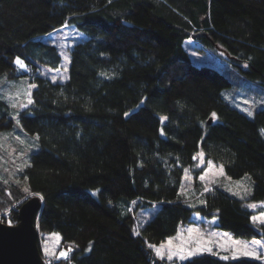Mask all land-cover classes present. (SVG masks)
<instances>
[{
    "label": "trees",
    "instance_id": "1",
    "mask_svg": "<svg viewBox=\"0 0 264 264\" xmlns=\"http://www.w3.org/2000/svg\"><path fill=\"white\" fill-rule=\"evenodd\" d=\"M64 26L85 38L70 50L67 79L54 82L42 69H58L62 56L42 36ZM188 39L223 53L228 68L196 64ZM17 57L29 72H19ZM226 71L264 89V0H0V73L36 85L19 119L40 143L24 185L0 178V211L13 209L16 224L14 205L40 195L39 233H58L71 249L55 263L264 264L207 253L159 260L149 247L194 213L233 236L264 238L252 219L264 206H250L264 201V109L250 117L228 102ZM11 127L0 99V131ZM208 160L231 178L250 175L252 194L204 189ZM187 173L203 204L183 197ZM147 208L153 215L139 224Z\"/></svg>",
    "mask_w": 264,
    "mask_h": 264
},
{
    "label": "rangeland",
    "instance_id": "2",
    "mask_svg": "<svg viewBox=\"0 0 264 264\" xmlns=\"http://www.w3.org/2000/svg\"><path fill=\"white\" fill-rule=\"evenodd\" d=\"M84 38L85 36L73 26H64L42 36L43 40L58 46L62 56V64L58 69L44 67L42 69V74L54 82H64L68 77L70 50L76 43L84 40ZM184 47L196 64H207L218 67L222 70H226L228 68L227 61L222 57L223 53L221 55V53H218L219 51L216 52L212 49H208L193 39L186 40ZM24 64L26 67L23 69L17 65L19 72H29L30 69L25 61ZM226 73L232 80V85L223 91V97L228 102L250 117H253L257 110L264 109V89L261 88V86H263L260 84L262 83L261 81H258L259 83L250 81L245 77H239L231 71H226ZM29 85H32V83L30 82V78L28 76L9 78L7 74L0 73V99L4 100L8 104L9 114L13 120V127L0 131V178L5 180V182L20 183L22 185L25 184V180L21 174L26 165L29 164L31 154L40 148L38 134L26 131L21 125L19 119L20 112L31 105L27 104V93H32L33 90V88H29ZM13 104H15L16 107H12ZM249 112L252 114L249 115ZM17 137H19V139H17ZM21 141H23V143ZM209 161H211V164L208 163L207 168L201 175L204 177V179H201L204 189L208 190L213 185H219L222 189L241 199H247L252 194L253 183L250 175H245L244 177L237 179L231 178L226 175L224 169L223 174H220V164H217L212 160H208V162ZM181 193L192 206L203 204L200 193H198L194 187V179L190 173L186 174ZM27 198L28 196L25 197V199ZM23 200L16 203L14 208L19 209L17 205ZM251 205H255V207L252 208L257 209L259 206H264V201L259 203L253 202L250 206ZM12 210L13 209L9 208L0 211V221L12 224ZM153 210L154 209L148 208L140 210L137 213L138 223H143L151 218ZM254 217L257 218L253 221L256 226L264 225V213H258ZM215 223L216 219L209 220L197 213H194L192 215L191 222L184 224L175 236L168 238L165 242L156 246L157 248H160L161 245H164V247L161 248V251L164 253V259H160L156 256V254L155 256L159 260H167V242L170 239L172 240L173 245H175L178 244L181 239L194 241L201 234L203 235V239L206 241L210 236L213 238V253H218L215 255H219L221 257L227 255L231 258L234 248L236 247L234 244L236 241L247 242L249 248L254 247L257 253L264 252V247L261 246L264 245V238L247 239L236 237L226 230L217 228ZM189 229L192 230L191 234L188 232ZM225 233L229 235L224 236ZM256 240L260 241L261 244L253 245L251 243ZM39 242L42 253L49 259V264H54L55 261H59L60 259H67L68 254L70 253L69 249L62 247L61 236L58 233L45 235L40 234ZM220 244L226 245L228 251L221 250L218 247ZM46 249L47 253L45 251ZM61 251L66 252V258L59 256ZM242 257L257 259L253 256L243 255L238 258ZM172 261L183 262L185 260L182 261L174 257ZM55 264L71 263L62 262Z\"/></svg>",
    "mask_w": 264,
    "mask_h": 264
},
{
    "label": "water",
    "instance_id": "3",
    "mask_svg": "<svg viewBox=\"0 0 264 264\" xmlns=\"http://www.w3.org/2000/svg\"><path fill=\"white\" fill-rule=\"evenodd\" d=\"M42 207V197L34 195L21 203L16 224L0 221V264H47L37 227Z\"/></svg>",
    "mask_w": 264,
    "mask_h": 264
},
{
    "label": "snow or ice",
    "instance_id": "4",
    "mask_svg": "<svg viewBox=\"0 0 264 264\" xmlns=\"http://www.w3.org/2000/svg\"><path fill=\"white\" fill-rule=\"evenodd\" d=\"M67 59V57H66ZM15 63L17 65H19V67L21 69L25 68L26 65L24 64V61L21 60L19 57L16 58ZM247 65H245L246 67ZM101 75H105V73H101ZM36 87L35 84L29 85V88H34ZM28 95V100H27V104H32L33 101L31 99V93H27ZM12 107H16L15 104L12 105ZM26 107V105H25ZM249 115H251L252 113L249 112ZM125 115H127V113H125ZM213 117H215V113L212 114ZM166 119V118H165ZM261 133L264 134V129H261ZM17 139H19V137H17ZM23 143V141H21ZM201 156H203V153H200ZM209 164H211V161L208 162ZM220 174H223V168L221 166L220 169ZM201 179H204L203 176L200 177ZM251 207H255V205H251ZM253 221H255L257 218L253 217L252 218ZM188 232L191 234L192 230L189 229ZM229 234L225 233L224 236H228ZM214 240L213 238L210 236L208 238V240H204L203 239V235L201 234L200 236H198L194 241L193 240H183L181 239L180 242L178 244L173 245L172 240L170 239L167 242V247H168V251H167V260L168 261H172L174 257H176L179 260H189L192 257H199L202 253H213V245ZM253 245H258L261 244L260 241L256 240V241H252L251 242ZM234 244L236 245V247L234 248V251L232 253L231 258L232 259H236L239 256L243 255V256H253L257 259H261L264 258V252L262 253H257L255 248H249V245L247 242H239L236 241L234 242ZM262 247H264V245H261ZM149 247L152 248L155 251V254L157 257H159L160 259H164V253L161 251V248L164 247V245H161L160 248H157L155 245H151L149 244ZM218 247L223 250V251H228V248L226 245L224 244H220L218 245ZM47 253V249L45 250ZM69 251H71V249H69ZM213 254H218V253H213ZM60 257H65L66 258V252L61 251L59 253ZM222 259H229V256L225 255L221 257ZM193 264H199L198 260L193 261Z\"/></svg>",
    "mask_w": 264,
    "mask_h": 264
},
{
    "label": "built area",
    "instance_id": "5",
    "mask_svg": "<svg viewBox=\"0 0 264 264\" xmlns=\"http://www.w3.org/2000/svg\"><path fill=\"white\" fill-rule=\"evenodd\" d=\"M42 252V251H41ZM43 257H44V260L47 264H49V259L47 257L44 256V254L42 253Z\"/></svg>",
    "mask_w": 264,
    "mask_h": 264
}]
</instances>
